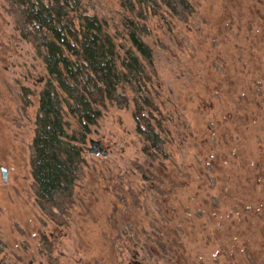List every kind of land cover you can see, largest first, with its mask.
Here are the masks:
<instances>
[{"label":"rangeland","instance_id":"rangeland-1","mask_svg":"<svg viewBox=\"0 0 264 264\" xmlns=\"http://www.w3.org/2000/svg\"><path fill=\"white\" fill-rule=\"evenodd\" d=\"M81 1L129 47L120 0ZM194 5L187 23L152 19L145 39L168 158L143 153L133 104H106L58 227L36 203L30 165L48 74L0 0L1 264H264V0ZM91 140L104 155L87 151ZM140 166L160 182L144 181Z\"/></svg>","mask_w":264,"mask_h":264},{"label":"trees","instance_id":"trees-1","mask_svg":"<svg viewBox=\"0 0 264 264\" xmlns=\"http://www.w3.org/2000/svg\"><path fill=\"white\" fill-rule=\"evenodd\" d=\"M5 1L48 74L39 94L30 165L38 207L55 225L65 227L86 165L85 145L106 104L119 109L133 104L143 153L151 160L168 158L166 116L153 93L154 51L145 39L152 19L189 22L196 0H120L130 14L123 23L129 43L123 51L105 22L81 0ZM66 113L76 122L72 132ZM139 172L146 182H160L148 169L140 166ZM4 250L0 237V256Z\"/></svg>","mask_w":264,"mask_h":264},{"label":"water","instance_id":"water-1","mask_svg":"<svg viewBox=\"0 0 264 264\" xmlns=\"http://www.w3.org/2000/svg\"><path fill=\"white\" fill-rule=\"evenodd\" d=\"M90 145H91V147H88L87 151L91 155H93V154H95V155H100V154L104 155L103 148H102L100 142L91 140ZM1 173H2V177H3L4 182L7 183L8 182V179H7L8 172H7V170L4 169V168H1Z\"/></svg>","mask_w":264,"mask_h":264}]
</instances>
